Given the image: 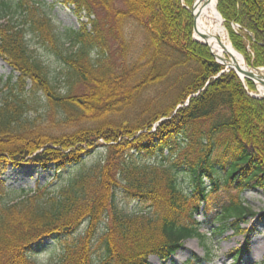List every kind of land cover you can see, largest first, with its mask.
Listing matches in <instances>:
<instances>
[{
    "label": "trees",
    "instance_id": "trees-1",
    "mask_svg": "<svg viewBox=\"0 0 264 264\" xmlns=\"http://www.w3.org/2000/svg\"><path fill=\"white\" fill-rule=\"evenodd\" d=\"M59 1L88 20L66 35L75 50L65 49L40 2L0 0V58L18 74L0 95V264H36L31 257L44 241L74 235L53 264H150L152 256L169 261L190 239L209 251L204 224L219 223V236L246 232L257 214L242 194L264 192V98L251 97L193 39L184 6L191 0ZM217 7L233 47L264 68V0H218ZM27 33L66 65L65 89ZM101 146L106 155L85 167ZM140 155L159 159L143 163ZM24 165L53 170V181L9 190L8 167ZM70 168L76 174L54 186ZM119 196L149 211L128 212ZM246 253L232 251L235 264Z\"/></svg>",
    "mask_w": 264,
    "mask_h": 264
},
{
    "label": "rangeland",
    "instance_id": "rangeland-1",
    "mask_svg": "<svg viewBox=\"0 0 264 264\" xmlns=\"http://www.w3.org/2000/svg\"><path fill=\"white\" fill-rule=\"evenodd\" d=\"M8 1L16 3L19 0ZM35 1H38L40 2V4H42L41 7L44 14L51 20L53 26L56 29V32L64 37L63 43L65 44V49H69L70 51L73 49L75 50L76 48H73L71 39L66 37V35L69 31H80L82 25L84 23H88L87 18L77 15L74 7L66 6L59 0ZM194 2L195 0H191V4H186V2L184 6L192 11ZM224 27L226 28L225 22ZM237 28L238 27L233 26V29L235 31H237ZM226 32L228 40L230 41V43H232L229 38L227 28ZM26 42L30 49L35 51L36 56L41 58V60L48 66L51 77L54 78L55 82L59 84L60 88L65 89L68 86L66 65H64V63L60 59L55 57L46 47H43V45L38 42V39L34 35L27 33ZM109 52L112 56V59L115 60V62L119 63L120 59L117 55L118 46L114 41H110L109 43ZM96 55L97 53L94 51L92 53V57L95 58ZM242 56L245 58V62L249 69L255 68L248 63V60L244 55ZM215 60L218 61L216 58ZM260 69L264 70V68ZM230 71L235 72L234 70H227V72ZM17 77L18 74L14 73L7 65V63L0 58V95L8 94L9 90L7 87L9 86V80L12 78V84H15ZM243 85H247V81L246 84ZM254 86L255 90L249 91L252 93H257L258 87L255 83ZM38 103L43 107L45 106L44 99L41 98L40 95L38 96ZM40 112L43 113V108L40 109ZM30 116L31 118L36 119V115ZM105 155L106 150L102 146L98 147L95 150H92L91 153L85 158V167L92 166L94 163L101 160ZM135 158L143 163H154L159 159V156L140 155L136 156ZM75 174L76 168H70L67 171L62 172L58 181H55L54 186L59 185L61 181H63L64 183L68 182V180H70ZM53 178V170L44 171L43 169L35 165H24L20 169L8 167L3 177L9 190L12 189L17 191L20 189H35L38 185L44 186L49 183L51 184ZM180 181L184 189L190 192L191 185L193 184L192 180L188 178L185 173H183L180 176ZM207 184L209 185V182ZM242 198L244 199L246 206L250 207L253 212L257 214L254 219L249 218L247 220L248 222L243 225L242 228L246 229V232H243L241 235L236 236L232 231L229 230L222 236H219L214 232V230L219 226V223H215L213 225L204 224L201 227L200 232L208 238L207 242L209 244V251H207V249L197 239H190L184 243L183 248L178 251L176 255L171 257L169 261H162L160 258L152 256L149 259L150 264H191L188 263L189 260H191L195 256L199 258H207L208 252H210V257L204 260L203 263L193 262L192 264H235V257H233L231 254L232 251L244 247L247 248V253L238 264H264V220H261L262 215H264V192L259 188L255 190H248L242 194ZM118 203L123 209L128 212L149 211L144 204H140L134 201H127L123 199L122 196H119ZM203 208L204 207H202V209ZM204 217L205 215L201 212L195 218L201 223L204 222ZM75 238H77V235L55 240L47 239L41 244V247L36 250L35 254L31 258L36 264H53L62 255L65 247L68 244H71L75 240Z\"/></svg>",
    "mask_w": 264,
    "mask_h": 264
},
{
    "label": "bare ground",
    "instance_id": "bare-ground-1",
    "mask_svg": "<svg viewBox=\"0 0 264 264\" xmlns=\"http://www.w3.org/2000/svg\"><path fill=\"white\" fill-rule=\"evenodd\" d=\"M194 12L199 32L194 34L195 38L208 44L210 52L214 54L219 62L228 64L233 69L238 68L241 78L246 81L248 77L246 72L249 71V68L245 62V58L237 52L228 40L223 18L217 7V0H197ZM202 35H207L208 39L203 38ZM253 80L261 95L264 96L262 79L254 78Z\"/></svg>",
    "mask_w": 264,
    "mask_h": 264
},
{
    "label": "water",
    "instance_id": "water-1",
    "mask_svg": "<svg viewBox=\"0 0 264 264\" xmlns=\"http://www.w3.org/2000/svg\"><path fill=\"white\" fill-rule=\"evenodd\" d=\"M197 4V0H195V2H194V4H193V6H192V15H193V31H194V34L195 33H199L198 32V28H197V19H196V15H195V12H194V8H195V5ZM217 5H218V0H217ZM223 22H224V19H223ZM236 26V25H235ZM234 26V27H235ZM236 27H238V26H236ZM202 37L203 38H206V39H208L207 37V35H202ZM194 39L197 41V42H199V43H201V44H203V45H205V46H207L208 48H209V50H210V47H209V45L208 44H206L205 42H201V41H199V40H197L196 38H195V36H194ZM211 54L214 56V54L211 52ZM215 57V56H214ZM216 58V57H215ZM217 63H219L221 66H223L226 70L223 72V73H225V72H227V70H234L235 72H236V74L240 77V79L242 80V82H244V80L241 78V76H240V74H239V69L237 68V69H233L230 65H228V64H224V63H221V62H219V61H217ZM262 70L263 69H260V68H250L249 69V71L248 72H246V75L248 76L247 77V80H249V81H251V82H254V78H259V79H262V82H263V84H264V75L263 74H261V72H262ZM253 97H255V98H257L258 96H253Z\"/></svg>",
    "mask_w": 264,
    "mask_h": 264
}]
</instances>
